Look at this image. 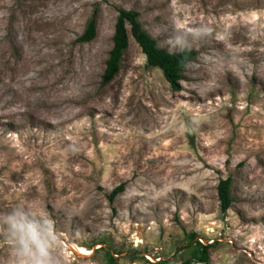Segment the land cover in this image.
<instances>
[{"label": "rangeland", "instance_id": "obj_1", "mask_svg": "<svg viewBox=\"0 0 264 264\" xmlns=\"http://www.w3.org/2000/svg\"><path fill=\"white\" fill-rule=\"evenodd\" d=\"M121 10L159 48L195 52L181 91L129 25L102 86ZM17 208L51 220L57 264H181L196 241L207 264H264V0H0V218Z\"/></svg>", "mask_w": 264, "mask_h": 264}, {"label": "trees", "instance_id": "obj_2", "mask_svg": "<svg viewBox=\"0 0 264 264\" xmlns=\"http://www.w3.org/2000/svg\"><path fill=\"white\" fill-rule=\"evenodd\" d=\"M138 18L139 13L136 11L121 10L119 12L115 24L113 47L110 50L109 57L106 62L102 86H106L114 78L121 67L124 51L129 46V25L131 36L146 56L147 66L159 68L173 92L181 91L182 87L180 81L182 80V73L185 71L187 64L192 61L195 52L193 50H184L177 53H169L165 49L159 48L156 41L143 31ZM96 28L97 13L95 12L88 22L84 33L78 38V41L91 42L96 36ZM231 183V179L228 178L221 180L217 187L221 210L224 213L228 210L233 201L230 194ZM124 186V184H121L113 190L109 196V200L111 202L114 201L117 195L124 191ZM194 235H192V237H194ZM209 247L210 246L204 245L199 241L191 244L189 246L191 256L181 264H207L209 262ZM107 254L109 261L115 260L110 253Z\"/></svg>", "mask_w": 264, "mask_h": 264}, {"label": "clouds", "instance_id": "obj_3", "mask_svg": "<svg viewBox=\"0 0 264 264\" xmlns=\"http://www.w3.org/2000/svg\"><path fill=\"white\" fill-rule=\"evenodd\" d=\"M0 221L7 229L13 264H57V237L49 218L17 208Z\"/></svg>", "mask_w": 264, "mask_h": 264}, {"label": "bare ground", "instance_id": "obj_4", "mask_svg": "<svg viewBox=\"0 0 264 264\" xmlns=\"http://www.w3.org/2000/svg\"><path fill=\"white\" fill-rule=\"evenodd\" d=\"M72 250L77 255L89 256L92 254L91 250L85 249L84 247H81V246L76 245V244L72 246Z\"/></svg>", "mask_w": 264, "mask_h": 264}]
</instances>
